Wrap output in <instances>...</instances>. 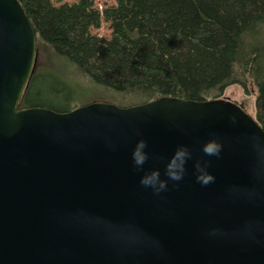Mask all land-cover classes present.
I'll use <instances>...</instances> for the list:
<instances>
[{
	"label": "water",
	"instance_id": "water-1",
	"mask_svg": "<svg viewBox=\"0 0 264 264\" xmlns=\"http://www.w3.org/2000/svg\"><path fill=\"white\" fill-rule=\"evenodd\" d=\"M36 43L18 1L0 0V264H264V130L253 118L225 98L19 108ZM212 139L218 157L202 152ZM179 146L191 159L172 181ZM197 162L212 183L196 180ZM153 170L167 181L158 195L140 183Z\"/></svg>",
	"mask_w": 264,
	"mask_h": 264
},
{
	"label": "trees",
	"instance_id": "trees-1",
	"mask_svg": "<svg viewBox=\"0 0 264 264\" xmlns=\"http://www.w3.org/2000/svg\"><path fill=\"white\" fill-rule=\"evenodd\" d=\"M38 48L114 96L118 107L161 97L219 99L231 85L256 95L255 121L264 130V0H114L99 11L94 0L54 6L17 0ZM111 34H91L101 22ZM30 76L19 108L67 113L85 87L58 70Z\"/></svg>",
	"mask_w": 264,
	"mask_h": 264
},
{
	"label": "rangeland",
	"instance_id": "rangeland-1",
	"mask_svg": "<svg viewBox=\"0 0 264 264\" xmlns=\"http://www.w3.org/2000/svg\"><path fill=\"white\" fill-rule=\"evenodd\" d=\"M54 6L67 3L72 4L74 0H51ZM114 0H94V6L101 11L105 7L114 5ZM91 34L97 35L104 39H109L111 30L109 24L101 22L99 29H91ZM36 69L43 70H58L59 74L66 78L75 79L76 82H80V85L84 86L85 89L82 91V95L77 97L75 104H87L90 102H111L115 101L114 96L103 92L100 88L87 86V80L84 79L80 74L73 71L70 67L65 66V62L59 61L55 58L49 48L40 49L36 52ZM36 70V71H37ZM253 94H246L245 91L238 85H231L227 87L221 98L228 99L239 107H241L251 118L255 119L256 115V95L253 88H250Z\"/></svg>",
	"mask_w": 264,
	"mask_h": 264
},
{
	"label": "clouds",
	"instance_id": "clouds-1",
	"mask_svg": "<svg viewBox=\"0 0 264 264\" xmlns=\"http://www.w3.org/2000/svg\"><path fill=\"white\" fill-rule=\"evenodd\" d=\"M147 144L144 140H139L132 150V161L136 169H141L145 162L148 160V155L144 151ZM222 150V145L216 140H208L202 146V152L206 156H219ZM191 159V153L185 146H179L173 156L170 158L169 162L165 166V175L168 179L172 181H180L183 179L185 173V164L187 160ZM195 170L198 173L196 180L201 185H208L214 181V177L210 175L207 171V163L202 167L199 162L195 165ZM141 185L144 187H150L153 189L154 194H159L161 191L166 190L167 181L160 179V173L158 170H153L151 172L145 173L140 180Z\"/></svg>",
	"mask_w": 264,
	"mask_h": 264
},
{
	"label": "built area",
	"instance_id": "built-area-1",
	"mask_svg": "<svg viewBox=\"0 0 264 264\" xmlns=\"http://www.w3.org/2000/svg\"><path fill=\"white\" fill-rule=\"evenodd\" d=\"M102 11V10H101Z\"/></svg>",
	"mask_w": 264,
	"mask_h": 264
}]
</instances>
